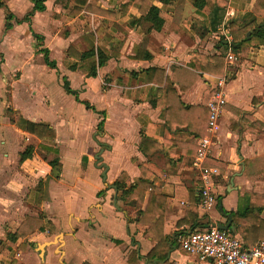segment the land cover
Listing matches in <instances>:
<instances>
[{"label": "crops", "instance_id": "0c3cea01", "mask_svg": "<svg viewBox=\"0 0 264 264\" xmlns=\"http://www.w3.org/2000/svg\"><path fill=\"white\" fill-rule=\"evenodd\" d=\"M151 1L173 18L161 30L150 32L140 22L134 23L141 12L140 4L132 0H97L104 12L87 11L75 0H46V9L9 29L5 26L8 12L22 19L33 10L34 2L6 0L7 5L0 8V240L6 241L4 247L0 245L1 264H11L13 258L16 264H130L128 257L134 249L141 257L136 264H215L199 261L176 246L170 250L168 262L148 259L154 244L144 234L147 226L134 220L145 208L147 197L123 207L113 186L123 171L131 184L143 164L167 197L163 230L170 244L175 245L178 230L193 229L178 221L185 216L190 198H198L202 181L193 162L200 139L209 134V121L203 137L179 123L170 129L163 108L153 104L160 86L148 79L147 69L152 66L164 67L171 77L174 70L179 72L175 64L200 74L184 91L181 82L186 86L191 73L174 85L186 105L209 107L217 78L227 77V102L208 157V165L219 169V175L212 178L217 203L205 209L198 199L196 228L225 224L230 218L224 211L244 207L251 193L264 194V45L254 44L240 55L233 49L230 34L231 21L243 26L254 17L256 0H226L228 5L214 26L210 8L198 10L193 0H186L177 14L174 5ZM75 6L82 11L74 14ZM70 46L79 52L104 49L111 56L96 76H89L86 68H71L78 58L68 53ZM43 47L49 49L58 68L46 63ZM137 51L138 59L132 57ZM222 53V75L191 66L200 61L198 55ZM228 53L238 59L229 63ZM64 76L80 100L89 101L97 111L65 90ZM101 119L104 129L99 132ZM26 120L50 123L56 139L41 140L27 132ZM142 132L159 143L167 139L181 143L174 147L170 162L163 151L145 154L139 148ZM40 142L58 145L62 167L48 163L38 148ZM27 146H34L33 156L21 160L20 153ZM54 156L51 153L48 158ZM41 180H47L42 196L37 189ZM253 211L264 221V208ZM42 213L53 221L51 229L16 242L6 239L7 232L16 231L25 215ZM231 224L235 230H229L243 239L233 219Z\"/></svg>", "mask_w": 264, "mask_h": 264}, {"label": "trees", "instance_id": "16d2710c", "mask_svg": "<svg viewBox=\"0 0 264 264\" xmlns=\"http://www.w3.org/2000/svg\"><path fill=\"white\" fill-rule=\"evenodd\" d=\"M34 2V8L32 11L27 13L22 19L17 18L12 12H8L6 16V29L13 27L15 22L30 21L31 17L38 10L46 9V0H32ZM76 2L83 4L85 10L92 12H104L105 10L97 7V0H75ZM140 4L141 16L136 19L134 23L140 22L146 32L152 30H161L165 22L169 18H173V14L168 13L164 7H159L154 4L151 0H132ZM164 4L174 5L176 14L181 11L185 5L186 0H161ZM194 5L198 10H202L205 6L209 7L211 10V22L214 24L219 23L222 13L221 11L225 9L228 5L226 0H193ZM6 0H0V8L6 6ZM82 11V7H74V14ZM252 13L254 17L249 20L245 25L239 26L234 21L230 22V34L232 35L233 49L240 55H245L246 52L252 45H264V0H256ZM262 17L259 21L258 18ZM251 31V32H250ZM250 32V34H248ZM37 39H43L41 35L34 33ZM141 47L139 50L141 51ZM44 53V59L46 63L53 67L58 68L57 63L54 59L50 58L49 49L43 47L40 49ZM102 51L104 53H102ZM102 51L97 52L95 48L86 50L83 52L77 51L73 46L68 48V53L75 55L78 58V62L71 66L72 69L86 68L89 76H96L98 74V69L103 66L110 58V53L107 50L102 49ZM115 54V53H113ZM139 52L133 55V58L138 59ZM147 57L151 54L147 52ZM200 61L192 62L191 66L200 72H208L211 74L222 75L225 70V54L221 55H198ZM174 67L179 69V72H173L172 77L167 73L166 69L161 66H152L147 69L148 79L153 80L159 84V97L157 101H153L155 106L163 108L164 117L166 119L167 125L170 129L174 130L175 125L181 124L187 126V128L196 137H203L206 135L208 121L211 115V109L203 105H186L180 97V94L175 88V83L181 82V76L185 73H191L192 78L189 83L184 86L181 82V90L187 89L198 76L199 73H194L190 69H186L179 64H175ZM184 70L185 72H182ZM190 78L189 74L187 76ZM63 86L68 93L76 95V98L80 100L78 92L70 86V82L66 76L63 77ZM85 104L87 108H91L95 111L96 108L89 102L80 100ZM103 115L104 111H100ZM12 121L14 119L12 118ZM25 129L27 132L37 136L41 140L56 139V130L48 122H35L26 120ZM97 129L102 132L104 129V120L101 119L98 123ZM49 142V141H46ZM40 142L38 148L44 154L45 159L53 167H62V163L59 159L58 153L59 148L56 143ZM179 141L174 139L164 140L163 143H159L142 132V139L139 148L145 154H151L158 150L165 152L168 155V162H170L171 156L175 151V146L180 145ZM34 146H27L24 151L20 153L21 160H25L33 156ZM54 153L56 156L49 159L48 155ZM152 171L149 170L143 164L140 165V175L135 177L131 184H127L128 173L123 171L119 178L113 183L115 189L119 191L118 198H125L130 203L143 202L145 197H147L146 206L137 212V216L134 220L138 224H143L147 226L145 231V236L150 238L154 244V247L147 253L148 259H159L168 262V255L173 246L181 248L178 242V236L189 232L190 229L178 230L174 236V244H170L166 235L164 234V219L167 208V197L162 193L161 187L156 185L152 180ZM47 180H41L38 183L37 189L40 191L41 196L44 191V187ZM101 190L99 194L103 193ZM198 199L197 197L190 198V203L186 206L185 216L178 221V225L190 224L192 228L196 229L197 219H198ZM220 202V201H219ZM218 202V203H219ZM258 208L262 210L264 208V194L251 193L247 197L246 205L239 206L236 211H224L229 215L230 219H233L237 224V230L243 237L244 243L247 246H253L259 240L264 239V234L261 233L264 230V221L259 219L255 214L253 209ZM258 218V219H257ZM129 220L133 218L128 215ZM53 221L42 213L38 216L27 214L25 215L23 221L20 223L16 231H9L6 234V239L11 242H16L19 238L27 237L36 231H46L51 229ZM192 230V229H191ZM119 242V240H117ZM1 247L6 245V241L0 240ZM184 250V249H183ZM141 257L136 249H134L129 257L128 261L130 264L139 263ZM17 260L12 259L11 264H16ZM1 264V263H0ZM83 264H91L85 261Z\"/></svg>", "mask_w": 264, "mask_h": 264}, {"label": "built area", "instance_id": "2783aa9c", "mask_svg": "<svg viewBox=\"0 0 264 264\" xmlns=\"http://www.w3.org/2000/svg\"><path fill=\"white\" fill-rule=\"evenodd\" d=\"M238 57L228 53L229 63ZM226 75L219 76L214 84L213 96L208 103L211 109L209 118V134L199 141L193 165L198 173L202 185L198 191L199 204L210 209L217 203V197L212 190V178L219 175L216 166L208 165V157L212 144V135L218 126V118L226 104L224 85ZM182 249L199 261H213L215 264H264V241H258L253 246H247L243 239L229 229H222L218 224L189 230L178 236Z\"/></svg>", "mask_w": 264, "mask_h": 264}, {"label": "rangeland", "instance_id": "374dc122", "mask_svg": "<svg viewBox=\"0 0 264 264\" xmlns=\"http://www.w3.org/2000/svg\"><path fill=\"white\" fill-rule=\"evenodd\" d=\"M120 199H122V201H120L121 202V205L124 207V206H126V205H130V204H135V203H130V202H128L125 198H120ZM127 201V202H126ZM136 207L138 206V205H135ZM133 209L131 208V211H132ZM21 246V243L20 244H17V246L16 247H20ZM32 248H36L35 249V251L36 252H39V248H37V247H35L34 245L33 246H31ZM34 251V252H35ZM38 255L36 254V257H37ZM36 261H37V259H35Z\"/></svg>", "mask_w": 264, "mask_h": 264}, {"label": "water", "instance_id": "95a60500", "mask_svg": "<svg viewBox=\"0 0 264 264\" xmlns=\"http://www.w3.org/2000/svg\"><path fill=\"white\" fill-rule=\"evenodd\" d=\"M104 177H106V172H104ZM220 207L222 208L221 205H220ZM218 226L220 228H222V229H229V228H231V229L235 230V226L231 224V219L227 223H225V224L224 223L218 224Z\"/></svg>", "mask_w": 264, "mask_h": 264}]
</instances>
